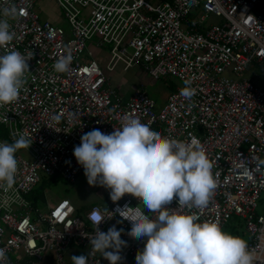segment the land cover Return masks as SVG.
Segmentation results:
<instances>
[{"label": "built area", "instance_id": "obj_1", "mask_svg": "<svg viewBox=\"0 0 264 264\" xmlns=\"http://www.w3.org/2000/svg\"><path fill=\"white\" fill-rule=\"evenodd\" d=\"M36 1L0 0V8L14 5L19 12L9 21L15 34L10 47L34 53L18 101L0 108V124L9 129L8 140L0 137V142L10 143L21 133L33 138L29 149L16 154L15 183L0 185V248L6 264H68L71 244L80 245L85 255L91 252L88 237L100 220L103 232L113 225L124 229L121 264H136L147 237L128 236L130 222L117 223L122 218L112 212L118 205L135 208L138 199L126 195L113 203L105 190L103 206L92 203L80 212L65 197L45 211L31 198L41 176L57 174L72 182L83 170L73 155L81 136L96 128L111 133L125 116L204 147L217 188L207 208L192 211L198 222L220 227L239 218L255 264H264V207L255 211L264 191L259 163L264 159V0H54L67 29L39 20ZM209 15L219 21L206 23ZM68 51L74 58L70 71L55 72L54 63ZM117 64L124 70L140 65L153 80L173 76L181 86L158 106L140 87L124 97L104 72ZM246 70L252 76L242 77ZM185 81L196 89L191 102L180 96ZM166 207L177 208L176 199ZM89 264L109 262L96 252Z\"/></svg>", "mask_w": 264, "mask_h": 264}, {"label": "clouds", "instance_id": "obj_2", "mask_svg": "<svg viewBox=\"0 0 264 264\" xmlns=\"http://www.w3.org/2000/svg\"><path fill=\"white\" fill-rule=\"evenodd\" d=\"M18 15L14 5L0 8V49L4 50L0 54V108L18 101L30 73L28 61L34 56L10 47L15 34L9 21ZM73 59L71 51L61 56L53 65L55 72H69ZM191 85L185 81L180 89V96L188 102L196 94ZM32 142L33 138L23 133L12 143L0 142V185L15 183L16 154L29 149ZM73 155L87 183L109 190L113 203L126 195L138 199L135 208L118 205L112 212L122 218L117 223L130 222L128 236L137 240L147 237L143 250L136 254V264H255L254 253L244 239L224 232L216 222H198L200 216L192 211L207 208L217 188L214 165L201 144L163 136L139 118L125 116L111 133L96 128L82 135ZM174 199L177 208L166 207ZM102 222L88 237L91 252L71 256L72 264H89L96 252L109 264H121V252L127 246L121 239L124 229L113 225L103 232L99 228ZM6 261V251L0 248V264Z\"/></svg>", "mask_w": 264, "mask_h": 264}, {"label": "rangeland", "instance_id": "obj_3", "mask_svg": "<svg viewBox=\"0 0 264 264\" xmlns=\"http://www.w3.org/2000/svg\"><path fill=\"white\" fill-rule=\"evenodd\" d=\"M147 1H149L151 4H156L161 0ZM33 9L38 14L39 20L53 18L55 21H57V25L61 26L63 29H67V23L65 22V19L61 18L62 12L59 11V9L53 4L51 0H37ZM218 21L219 18L213 15H209L208 19L205 20L206 23H216ZM97 60L100 62V58H97ZM252 71L256 74L259 73L257 68H253ZM104 72L108 78L110 86L115 88V90L118 92L126 89L131 90L134 87H140L155 102L156 106L164 101L166 94L169 92L167 84L171 86H181V81L173 76H164L153 80L142 68V66L137 64L125 70L122 69L119 64H117L111 71L104 70ZM224 74L228 77H234V75L226 72H224ZM250 76L252 75L247 70L242 73V77L247 78ZM8 133V125L0 124V137H2L4 140H8ZM12 142L13 141H10V143ZM19 152L21 153V151ZM261 165L264 166V164ZM34 190H37L38 193L42 192L44 196V200L38 198L35 199V206L39 210H45L46 207L51 204V202H54L56 199L61 197L69 199L75 209L78 210H85L92 203H96L100 206H103L105 203V200L103 199V193L106 189L100 186H90L87 183V179L83 170L74 178L72 182H68L59 176H41V183L37 185ZM137 204H139V202ZM263 206L264 191H261L259 194V199L257 200L255 211L261 212ZM221 229L233 236L240 237L245 241L247 240V234L242 227L241 220L237 217H230L224 223ZM69 249L73 250V255L75 256L85 255L83 249L78 244H71ZM9 257L11 260H13L15 256L11 253L9 254ZM65 261L68 262V264H72V260L71 258L69 259L68 256H65Z\"/></svg>", "mask_w": 264, "mask_h": 264}, {"label": "crops", "instance_id": "obj_4", "mask_svg": "<svg viewBox=\"0 0 264 264\" xmlns=\"http://www.w3.org/2000/svg\"><path fill=\"white\" fill-rule=\"evenodd\" d=\"M51 1H52L53 4L55 5L54 0H51ZM55 6H56V5H55ZM45 19L50 20V21L54 22L55 24H57V21H55L53 18H52V19L45 18ZM109 85H110V84H109ZM112 88H113V87H112ZM134 88H135V87H134ZM134 88H133V89H134ZM133 89H131V90L126 89V90H123V91L121 90L122 92L120 91L119 93L122 94V95L125 97V96H127V95H128ZM114 90H115V88H114ZM115 91H117V90H115ZM117 92H118V91H117ZM51 203H53V202H51ZM47 207H48V206H47ZM47 207H46V209H47ZM263 207H264V206H263ZM46 209H45V210H46ZM86 209H87V208H86ZM45 210H41V211H45ZM77 210H78V209H77ZM78 211L81 212V211H84V210H78ZM72 255H73V253L70 255V258H71Z\"/></svg>", "mask_w": 264, "mask_h": 264}, {"label": "trees", "instance_id": "obj_5", "mask_svg": "<svg viewBox=\"0 0 264 264\" xmlns=\"http://www.w3.org/2000/svg\"><path fill=\"white\" fill-rule=\"evenodd\" d=\"M167 87L169 88V91L174 89V86H173V85L171 86V85H168V84H167ZM53 176H59V175L55 174V175H53ZM59 177H60V176H59ZM38 194H39V193L37 192V190H36V191L33 190L32 195H31V198L35 201V199L38 198Z\"/></svg>", "mask_w": 264, "mask_h": 264}, {"label": "water", "instance_id": "obj_6", "mask_svg": "<svg viewBox=\"0 0 264 264\" xmlns=\"http://www.w3.org/2000/svg\"><path fill=\"white\" fill-rule=\"evenodd\" d=\"M38 197H39V199L43 200V194L42 193H39Z\"/></svg>", "mask_w": 264, "mask_h": 264}]
</instances>
